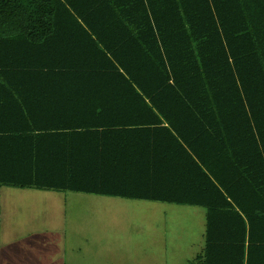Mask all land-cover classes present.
Here are the masks:
<instances>
[{
	"label": "trees",
	"instance_id": "trees-1",
	"mask_svg": "<svg viewBox=\"0 0 264 264\" xmlns=\"http://www.w3.org/2000/svg\"><path fill=\"white\" fill-rule=\"evenodd\" d=\"M0 186L205 208L198 264H264V0H0Z\"/></svg>",
	"mask_w": 264,
	"mask_h": 264
},
{
	"label": "rangeland",
	"instance_id": "rangeland-1",
	"mask_svg": "<svg viewBox=\"0 0 264 264\" xmlns=\"http://www.w3.org/2000/svg\"><path fill=\"white\" fill-rule=\"evenodd\" d=\"M205 232L201 207L0 186V246L36 264H194Z\"/></svg>",
	"mask_w": 264,
	"mask_h": 264
},
{
	"label": "crops",
	"instance_id": "crops-1",
	"mask_svg": "<svg viewBox=\"0 0 264 264\" xmlns=\"http://www.w3.org/2000/svg\"><path fill=\"white\" fill-rule=\"evenodd\" d=\"M107 198H115V197H107ZM117 199H123V198H117ZM123 200H130V199H123ZM133 201H144V200H133ZM202 247L203 248L200 250V252L196 254L193 260H190L188 263L195 261L194 264H198L197 257L199 255H203L204 253L205 238H204V246L202 245ZM20 255H22L23 257L19 258ZM32 256H33V251H30L27 248H22L18 252V251H13L7 246H3V245L0 246V264H36L35 262L37 261L36 259L32 258ZM59 264L62 263L60 262Z\"/></svg>",
	"mask_w": 264,
	"mask_h": 264
}]
</instances>
